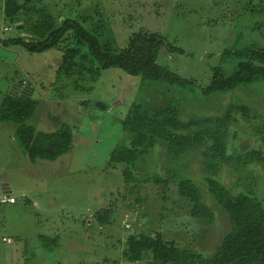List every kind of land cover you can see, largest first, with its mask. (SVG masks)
I'll return each instance as SVG.
<instances>
[{"label":"rangeland","instance_id":"obj_1","mask_svg":"<svg viewBox=\"0 0 264 264\" xmlns=\"http://www.w3.org/2000/svg\"><path fill=\"white\" fill-rule=\"evenodd\" d=\"M54 19L78 20L92 30L104 21L106 39L117 53L136 33L149 31L165 38L158 63L193 80L183 89L146 81L118 68L102 70L83 46L72 57L78 39L68 32L56 48L30 53L0 42V107L4 96L29 95L38 107L27 125L38 132L72 127V150L57 159L33 162L16 137L17 125L0 122V264H128L122 253L130 233L162 232L180 249L215 254L230 230L229 215L209 193L212 177L233 194H253L264 204V82L205 97L216 68L227 75L243 61L225 50L264 48V0H41ZM0 0V39H34L20 33ZM5 28H11L5 32ZM101 42L105 39L102 37ZM171 47L178 50L171 51ZM69 58V59H68ZM172 101L181 119L235 114L227 136L229 160L207 177L204 148L172 161L164 146L155 148L136 171L140 180L126 183L123 166L112 167L111 153L130 143L124 120L134 104L143 107ZM143 158L140 159V161ZM183 159V160H182ZM170 172L191 177L216 214L215 222L191 216V204L176 184L158 186L152 179ZM145 179H148L145 180ZM139 181V182H138ZM12 197L15 204H3ZM109 211V219L97 213ZM147 253L138 264H152Z\"/></svg>","mask_w":264,"mask_h":264},{"label":"trees","instance_id":"obj_2","mask_svg":"<svg viewBox=\"0 0 264 264\" xmlns=\"http://www.w3.org/2000/svg\"><path fill=\"white\" fill-rule=\"evenodd\" d=\"M39 1L41 0H5L6 17L14 24L23 22L22 26L16 28L34 39L18 36L0 39L1 44L5 47L20 46L30 53H40L58 47L67 33L73 32L80 45L78 49L70 51L72 57L80 58L82 47L87 46L90 55L102 70L118 68L146 81L169 83L183 89L195 85L193 80L158 63L166 43L160 34L149 31L136 33L130 39L128 47L117 53L114 40L103 36V20L92 30L78 20L65 18L61 21L60 16L56 21L45 9L37 8ZM102 37L104 42L100 40ZM175 50L178 49L171 47V51ZM224 55L243 61L231 75L216 68L210 84L202 88L205 97L234 91L242 85L264 82V48L238 51L228 49ZM37 107V101L29 95L7 94L0 107V122L17 125L16 137L33 162L39 159L56 161L72 150L73 129L65 125L55 132L36 131L27 123L35 115ZM247 110L246 107L231 106L223 116L183 121L180 107L170 100L151 108L134 104L123 123L124 131L130 136V143L115 149L109 163L112 167L122 165L125 182L132 183L138 179L136 171L139 165L157 146H164L172 161L187 156L193 150L204 148L207 177L217 174L229 160L227 136L234 115L246 114ZM141 158L143 159L140 161ZM152 181L165 187L176 184L179 196L190 202L193 218L215 222L214 210L204 198L201 187L191 177L170 172L166 178L156 176ZM206 184L217 205L230 218V230L223 237L215 254L207 257L195 250L180 249L174 243L165 241L162 232L152 231L130 233L127 236L126 248L122 253L123 261L135 264L143 261L145 254L151 253L152 264H264V204L253 194H233L224 183L212 177L206 178ZM109 215V211H102L96 216L104 222L109 219Z\"/></svg>","mask_w":264,"mask_h":264},{"label":"built area","instance_id":"obj_3","mask_svg":"<svg viewBox=\"0 0 264 264\" xmlns=\"http://www.w3.org/2000/svg\"><path fill=\"white\" fill-rule=\"evenodd\" d=\"M11 28H5V32H10ZM2 36V34L0 33V37ZM3 204H15L16 200L12 197H4V199L2 200Z\"/></svg>","mask_w":264,"mask_h":264},{"label":"crops","instance_id":"obj_4","mask_svg":"<svg viewBox=\"0 0 264 264\" xmlns=\"http://www.w3.org/2000/svg\"><path fill=\"white\" fill-rule=\"evenodd\" d=\"M138 263H141V262H138ZM138 263H135V264H138Z\"/></svg>","mask_w":264,"mask_h":264},{"label":"water","instance_id":"obj_5","mask_svg":"<svg viewBox=\"0 0 264 264\" xmlns=\"http://www.w3.org/2000/svg\"><path fill=\"white\" fill-rule=\"evenodd\" d=\"M64 20V19H63Z\"/></svg>","mask_w":264,"mask_h":264}]
</instances>
